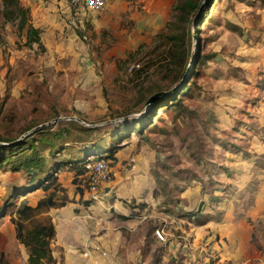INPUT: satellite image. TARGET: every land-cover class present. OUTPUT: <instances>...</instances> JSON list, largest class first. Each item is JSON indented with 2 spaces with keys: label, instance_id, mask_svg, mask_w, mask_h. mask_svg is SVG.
Segmentation results:
<instances>
[{
  "label": "rangeland",
  "instance_id": "374dc122",
  "mask_svg": "<svg viewBox=\"0 0 264 264\" xmlns=\"http://www.w3.org/2000/svg\"><path fill=\"white\" fill-rule=\"evenodd\" d=\"M182 1L94 12L20 0L41 30L30 47L0 0V144L47 137L36 143L46 171L35 169L50 176L20 195L26 154L0 164V264H27L11 218L25 198L53 195L64 205L33 221L57 226L56 264L73 236L74 252L112 264L264 263V0H196L178 23ZM177 27L176 50L166 34ZM161 90L175 94L147 104ZM95 153L110 154L100 200L88 185Z\"/></svg>",
  "mask_w": 264,
  "mask_h": 264
},
{
  "label": "trees",
  "instance_id": "16d2710c",
  "mask_svg": "<svg viewBox=\"0 0 264 264\" xmlns=\"http://www.w3.org/2000/svg\"><path fill=\"white\" fill-rule=\"evenodd\" d=\"M200 3L196 0H184L179 2L176 6L179 10L177 14L176 22H186L190 20L192 14L200 9ZM3 14L7 21H17V25L20 31L27 27V46H32L34 43L41 41V30L29 22V9L20 3V0H3ZM173 23L168 22L169 28L172 27ZM173 34L170 31L166 34L167 37L173 41V45L176 46V50L180 47L181 43L184 41V30L183 33L180 29L174 28ZM189 31V30H188ZM186 53H183L185 57ZM182 66V65H181ZM162 91V90H161ZM175 94H165L154 100V103H162L166 97L172 98ZM165 103V102H164ZM164 105V104H163ZM137 121V125L140 124ZM47 137L42 136L39 140H29V138L14 140H5L8 143L0 144V164L7 162L9 158L13 156L24 155L25 159L20 163L21 166L27 168V175L30 179H25L23 186L16 192L17 194L26 195V192L45 187V184L49 181L50 176H45V178L37 177L38 168L42 173L46 171L42 168L43 162L42 158L36 153V143L37 141L46 142ZM30 151V152H28ZM95 155H97L95 153ZM99 155V156H98ZM96 159L109 158L108 153L98 154ZM20 165L15 166L16 171L20 169ZM59 167V166H58ZM91 167L88 168L89 173ZM50 172H47L48 175ZM82 173V172H81ZM47 177V178H46ZM27 197V196H25ZM24 197V198H25ZM23 200L21 205L17 208V217H12V222L15 225L16 238L25 245L28 250L27 264H54L56 259L53 256L51 242L56 235V228L51 219H45L42 221L34 222L33 219L37 212L42 208H51L54 206H63V202L57 201L56 196H51L50 198H44L39 201L36 206L28 204V202ZM4 254L2 253V259Z\"/></svg>",
  "mask_w": 264,
  "mask_h": 264
},
{
  "label": "built area",
  "instance_id": "2783aa9c",
  "mask_svg": "<svg viewBox=\"0 0 264 264\" xmlns=\"http://www.w3.org/2000/svg\"><path fill=\"white\" fill-rule=\"evenodd\" d=\"M71 4L83 6V8L98 12L108 7L113 0H69ZM141 68L139 62H134L129 65L128 72H132ZM91 171L88 177L89 190L96 200H100V190L102 185L110 178V168L107 159H95L90 165ZM263 264V263H260Z\"/></svg>",
  "mask_w": 264,
  "mask_h": 264
},
{
  "label": "crops",
  "instance_id": "0c3cea01",
  "mask_svg": "<svg viewBox=\"0 0 264 264\" xmlns=\"http://www.w3.org/2000/svg\"><path fill=\"white\" fill-rule=\"evenodd\" d=\"M56 228H57V226H56ZM77 240H78V238L73 236V237H65L64 242L62 241V244L66 248L65 264H112V262L110 263L109 256H107V254L103 255V253L105 251H103L102 253L98 252V251L86 252V253H84V257L80 256V254L77 253L76 251L74 252L76 247L73 245V243ZM53 256L56 259V262L54 264H56L57 258L54 254H53ZM99 256H102V257H99ZM79 259H84V263H83V261H82V263L81 262L79 263V261H78Z\"/></svg>",
  "mask_w": 264,
  "mask_h": 264
},
{
  "label": "water",
  "instance_id": "95a60500",
  "mask_svg": "<svg viewBox=\"0 0 264 264\" xmlns=\"http://www.w3.org/2000/svg\"><path fill=\"white\" fill-rule=\"evenodd\" d=\"M170 91H158L153 93L147 100V104H151L154 100L162 95L168 94Z\"/></svg>",
  "mask_w": 264,
  "mask_h": 264
}]
</instances>
